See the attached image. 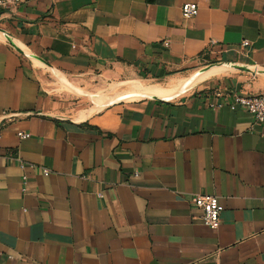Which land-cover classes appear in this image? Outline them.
<instances>
[{"label":"crops","instance_id":"0c3cea01","mask_svg":"<svg viewBox=\"0 0 264 264\" xmlns=\"http://www.w3.org/2000/svg\"><path fill=\"white\" fill-rule=\"evenodd\" d=\"M0 2V264H264V124L226 106L264 96V0ZM196 67L211 86L103 92Z\"/></svg>","mask_w":264,"mask_h":264},{"label":"built area","instance_id":"2783aa9c","mask_svg":"<svg viewBox=\"0 0 264 264\" xmlns=\"http://www.w3.org/2000/svg\"><path fill=\"white\" fill-rule=\"evenodd\" d=\"M2 6L0 2V7ZM198 7L194 3H184L180 7L181 17L184 19L193 18L197 14ZM167 46V42L163 43ZM249 44L247 41L241 43L242 47H247ZM225 104L220 101L217 103H212L211 107L214 109L223 108ZM228 109L235 110L237 108L245 109L253 118L255 124H264V96L257 95H233L228 104L226 105ZM18 137L20 139H27L29 134L19 133ZM20 169H24L25 164L18 160ZM32 168V166H30ZM44 176H48L49 171L47 169H42ZM25 177H23V181ZM101 197L100 194H98ZM191 204L200 212V218L204 225L211 229H217L220 223V215L223 207L218 201V198L214 195H193L190 198Z\"/></svg>","mask_w":264,"mask_h":264},{"label":"bare ground","instance_id":"6f19581e","mask_svg":"<svg viewBox=\"0 0 264 264\" xmlns=\"http://www.w3.org/2000/svg\"><path fill=\"white\" fill-rule=\"evenodd\" d=\"M219 69H205L195 76H189L187 79L172 77L165 81L164 85L146 84L141 80L131 81L129 83L131 94L136 97H173L181 91H188L197 83L204 81L217 74Z\"/></svg>","mask_w":264,"mask_h":264},{"label":"rangeland","instance_id":"374dc122","mask_svg":"<svg viewBox=\"0 0 264 264\" xmlns=\"http://www.w3.org/2000/svg\"><path fill=\"white\" fill-rule=\"evenodd\" d=\"M198 68L197 67L196 68H192V71L193 70H196ZM205 69H207V67L202 68V69H199V70H196V71H194L192 73L191 72H188L190 74H188L187 72L186 73L185 72H181L180 74H174V75H178L180 77H183L184 79H187L189 76H191L193 74H199L201 71H203ZM117 80H118V83H117V86L116 87L111 88V89L109 88L107 90H103V92L106 95H108V96H115V95H119V94L123 95V94H126V93H130L131 90H130L129 82H131V81L141 80V81H143L146 84L148 83V84H157V85H162V84L164 85V83L166 81V80L153 81V80H150V79L138 78L136 76H126V75H119V78ZM213 82H214V78H211V79L208 78L204 82L199 83V84H196L195 86H193L192 88H190L188 91H196L198 89H201L204 86L205 87L206 86H211ZM55 86L56 85L53 84V87H55ZM210 91L213 92L212 89ZM70 96H75V95L70 94Z\"/></svg>","mask_w":264,"mask_h":264}]
</instances>
